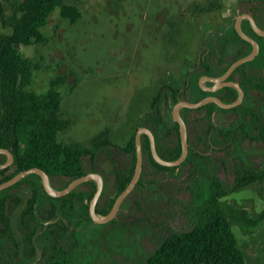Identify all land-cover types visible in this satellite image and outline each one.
<instances>
[{"label":"flooded vegetation","instance_id":"af4514ba","mask_svg":"<svg viewBox=\"0 0 264 264\" xmlns=\"http://www.w3.org/2000/svg\"><path fill=\"white\" fill-rule=\"evenodd\" d=\"M218 16V33L198 41L194 63L183 77L176 76L177 83L160 86L158 100L138 125L152 131L162 158L175 159L181 153L182 139L173 105L210 97L198 106L182 105L178 110L185 125L184 159L171 166L158 163L151 154L147 134L142 133V139L148 138L153 160L163 167L155 165L144 149L138 180L106 222L92 219L89 202L98 190L94 210L105 214L128 185L136 156L130 174L134 153L126 145L105 142L82 152L81 173L77 175L46 172L49 183L57 189L87 175L61 196L49 195L37 173L25 175L0 190V264H52L61 258L73 259L76 264H128L126 259L133 261L156 247L160 235L166 233L160 234L156 227L185 218L184 205L198 181L208 179L210 170L217 175L226 172L233 182L238 173H264V34L252 23L264 30V0H235ZM237 16L240 29L257 43V50L252 58L228 71L232 63L254 49L252 41L237 30ZM11 153V162L0 168V179L15 169V155ZM0 154V163L6 161V154ZM35 188L40 195L32 198ZM29 197L32 212L25 213ZM113 223L121 228V235H108ZM139 234L153 236L152 245L147 241L148 248L143 247Z\"/></svg>","mask_w":264,"mask_h":264},{"label":"rangeland","instance_id":"374dc122","mask_svg":"<svg viewBox=\"0 0 264 264\" xmlns=\"http://www.w3.org/2000/svg\"><path fill=\"white\" fill-rule=\"evenodd\" d=\"M11 1L0 0V32L10 29L2 24L1 15L10 12ZM63 1L75 5L79 17L72 21L56 7L41 27L44 40L19 47L32 61L31 81L26 88L40 93L49 87L51 80L63 78L58 86L61 114L69 119V125L58 133L59 139L88 145L97 133L106 131V142L120 146L135 134L155 103L160 86L177 83L176 76L183 77L194 63L198 41L207 38L216 27L214 15L225 12L235 2ZM208 4L213 7L206 9ZM218 176L228 186L233 182L226 172ZM262 177L222 196L221 200L245 208L251 217H257L264 210ZM190 207L189 200L183 211ZM182 219L154 228L161 230L160 234L189 228L191 215L185 214ZM112 225L108 235L113 237L121 228ZM231 225L246 263L264 264V219L255 226L237 221ZM139 239L148 248L147 241L152 245L154 237Z\"/></svg>","mask_w":264,"mask_h":264},{"label":"trees","instance_id":"16d2710c","mask_svg":"<svg viewBox=\"0 0 264 264\" xmlns=\"http://www.w3.org/2000/svg\"><path fill=\"white\" fill-rule=\"evenodd\" d=\"M56 7L60 8L63 17L72 21L80 15L75 5L63 0H12L10 12L1 15L2 24L10 29L0 32V146L14 153L15 169L4 174L0 181L32 166H38L48 174L77 175L81 173V153L97 149L106 142V131L97 133L88 145L59 139L58 133L69 125V119L61 114L58 86L63 83V78L51 80L49 87L40 93L26 88L31 81L32 61L20 52L19 47L44 40L41 27ZM211 7L208 4L205 8ZM159 96L160 91L153 101H157ZM126 147L134 153L130 169L132 174L135 161L134 134ZM142 149L143 152L147 149L148 157L155 165L163 167L153 160L146 136L142 139ZM179 150L180 146L174 157ZM263 175L243 176L238 173L228 186L210 170L208 179L198 181L190 199L191 207L185 211L191 215V226L160 235L155 248L141 257H135L128 264H247L231 222L255 226L264 219V210L257 217H251L247 209L224 202L221 197ZM29 176L36 174L31 173ZM2 194L3 190L0 196ZM39 195L40 192L35 188L32 198ZM32 198H28L25 213L32 212ZM84 209L88 216L86 204ZM55 260L52 264H76L73 259Z\"/></svg>","mask_w":264,"mask_h":264},{"label":"water","instance_id":"95a60500","mask_svg":"<svg viewBox=\"0 0 264 264\" xmlns=\"http://www.w3.org/2000/svg\"><path fill=\"white\" fill-rule=\"evenodd\" d=\"M252 23H253V26H254L256 31H258L261 34H264V30L260 29L254 22H252ZM235 25H236V28L242 37L247 38V39L252 41L254 49H253L252 53H250V54H248L242 58H239L234 63H232V65L229 67L228 71H230L237 64H239V63H241L247 59L252 58L254 52L257 50V43L254 40H252L251 38H249L240 29V16H237ZM208 78L210 79V76ZM209 99H210V97H207V98H204V99H202L198 102H195V103H186L183 101H179L173 105V117L179 122L180 134H181V139H182L181 153L175 159L167 160V159L162 158L156 151L154 135H153L152 131L147 126H144V125L137 127L135 134H134L136 161H135V168H134L133 175H132L128 185L116 197L111 209L105 214H97L94 210V205H95L99 191L97 190L95 192V194L92 196V198L90 199V202H89V212H90V215L94 221L106 222V221L110 220L111 218H113L114 215L116 214V211L119 208L120 202L125 197V195L134 187L136 181L138 180L141 169H142V164L144 161L143 151H142V133L147 134V136L149 138L151 154H152L153 158L158 163H160L162 165H169V166L179 164L184 159V157L186 156L187 143H186V136H185V125L179 116L178 110L182 105L198 106V105L208 101ZM0 153H4L7 156V160L0 163V168H2V167L7 166L11 162L12 153L8 148L3 147V146H0ZM29 173H37L40 177L41 184H42L44 190L49 195H52V196H61V195L66 194L77 182H79L82 179H84L85 177H87V175H85V176L76 178L71 183H69L66 187H63L61 189H57L49 183L48 174L46 173V171L44 169H42L38 166H32V167L20 170V171L16 172L15 174H13L10 178L0 182V190L11 185V184H13V183H15L16 181H18L19 179H21L22 177H24L25 175H27Z\"/></svg>","mask_w":264,"mask_h":264},{"label":"crops","instance_id":"0c3cea01","mask_svg":"<svg viewBox=\"0 0 264 264\" xmlns=\"http://www.w3.org/2000/svg\"><path fill=\"white\" fill-rule=\"evenodd\" d=\"M226 9H227V8H226ZM213 19H214L213 22L216 23V27L213 29V31H212L211 33H212V35H216V34L218 33L217 25H218V22H220V18H219L218 15H214ZM211 33H210V34H211ZM210 34L207 36V38H209V39H210ZM128 140H129V139H128ZM128 140H127V141H128ZM127 141L125 142V145H126Z\"/></svg>","mask_w":264,"mask_h":264}]
</instances>
